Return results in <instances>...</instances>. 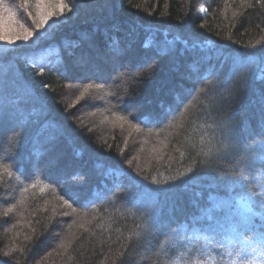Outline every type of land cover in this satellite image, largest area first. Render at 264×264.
I'll return each instance as SVG.
<instances>
[{"label": "trees", "instance_id": "1", "mask_svg": "<svg viewBox=\"0 0 264 264\" xmlns=\"http://www.w3.org/2000/svg\"><path fill=\"white\" fill-rule=\"evenodd\" d=\"M64 2L37 29L33 1L4 0L33 35L0 41V157L22 181L0 186V264H155L239 245L264 213L248 223L260 188L236 175L264 143V7ZM86 83L106 88L77 99Z\"/></svg>", "mask_w": 264, "mask_h": 264}, {"label": "snow or ice", "instance_id": "2", "mask_svg": "<svg viewBox=\"0 0 264 264\" xmlns=\"http://www.w3.org/2000/svg\"><path fill=\"white\" fill-rule=\"evenodd\" d=\"M241 2L245 3L246 0H241ZM257 2L264 7V0H257ZM27 3L28 0H24V4L27 5ZM32 7L36 10V17H33V24L38 29L43 27L48 22L49 18L55 14L51 10L45 11L46 9L54 7L59 9L61 12L65 9L72 11L73 5L65 3L64 0H59V2L55 4H51L50 0H34ZM198 11L204 13L207 12V8L201 5L198 8ZM28 15L31 17L32 13L29 12ZM149 15H151V12H149ZM32 35L33 31L17 19V12L12 7L4 3V0H0V41H4L9 45H14L19 40L27 42ZM256 43L259 44L260 41H257ZM245 47L255 48L256 44L245 45ZM127 73L129 74L130 79H135V77H138L141 74V66L137 65L134 70L128 69ZM41 74H43L42 69ZM124 75L125 72L122 71L117 78L119 79ZM240 78L241 81L246 84L247 76L245 70L243 69H241ZM105 88L106 86L103 84L86 83L83 85L77 99L83 98L86 94L93 90L99 91L104 90ZM200 91H204V89L201 88ZM105 95L111 96L115 95V93L110 90H106ZM119 119L127 123L132 130L140 131V129L135 124L128 121L126 117L121 116ZM15 136L18 137L19 133H15ZM183 155L184 154L181 153V156ZM257 163L259 164V169L264 170V143L261 144L258 159H253L246 163L245 167L248 169V174L245 175L243 168L239 173H236L237 178L245 186L248 185L249 179L251 178L260 188V191L253 190L249 194V203L247 205L249 224H253L254 217L258 215L255 209H264V171L257 172ZM188 171L191 172L192 169L189 168ZM13 177H15L17 182H22L20 175H17L16 171L13 170L12 165L8 164L2 157H0V186L4 184L5 179L11 180ZM38 183H40L39 180L25 187L23 191L27 192L29 187L35 188ZM152 183L155 184L156 180L153 179ZM47 188H49V185H44L41 191H44ZM52 191L55 192V189L53 188ZM57 199L62 198L58 196ZM62 202L66 207H72L67 200H62ZM14 208L15 205H12L4 214L7 215L8 212H11ZM73 211H75V209H73ZM259 215L261 219L259 228L257 229L253 226L251 227L250 232L243 233L241 243L239 245L233 244L231 248H226L222 243L217 242L219 248L217 257H213L212 254L206 250L208 246L204 245L203 248L196 250L193 255L188 256L186 259L183 258L184 253H181L180 256L175 259L158 260L155 264H210V262L211 264H264V213H260ZM93 219H95V217H93ZM141 235L142 233H133V235L129 236L128 239H133V236L138 238ZM124 247H127V245H124ZM185 247L188 251H192V246L190 244L185 245ZM161 248H163V245H161ZM4 255L7 256L8 253H4ZM120 255L123 256V253H120ZM157 256H160V253H157ZM226 257L230 259H226Z\"/></svg>", "mask_w": 264, "mask_h": 264}, {"label": "rangeland", "instance_id": "3", "mask_svg": "<svg viewBox=\"0 0 264 264\" xmlns=\"http://www.w3.org/2000/svg\"><path fill=\"white\" fill-rule=\"evenodd\" d=\"M28 1H33L34 2V0H28ZM58 2V0H50V3L51 4H55V3H57ZM54 8V7H53ZM53 8H50V9H48V10H51V9H53ZM237 206L240 208V210L241 211H244V204H243V202L242 201H237Z\"/></svg>", "mask_w": 264, "mask_h": 264}]
</instances>
